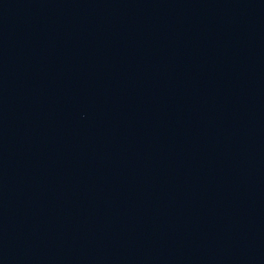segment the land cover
<instances>
[{"label":"water","instance_id":"obj_1","mask_svg":"<svg viewBox=\"0 0 264 264\" xmlns=\"http://www.w3.org/2000/svg\"><path fill=\"white\" fill-rule=\"evenodd\" d=\"M0 264H264V0H0Z\"/></svg>","mask_w":264,"mask_h":264}]
</instances>
